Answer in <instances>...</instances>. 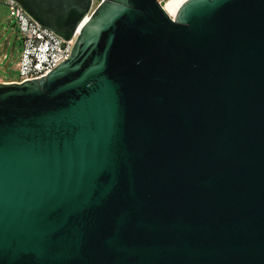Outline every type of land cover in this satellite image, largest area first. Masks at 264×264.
Segmentation results:
<instances>
[{"label": "water", "instance_id": "water-1", "mask_svg": "<svg viewBox=\"0 0 264 264\" xmlns=\"http://www.w3.org/2000/svg\"><path fill=\"white\" fill-rule=\"evenodd\" d=\"M68 42L0 83V264H264V0H5Z\"/></svg>", "mask_w": 264, "mask_h": 264}, {"label": "built area", "instance_id": "built-area-1", "mask_svg": "<svg viewBox=\"0 0 264 264\" xmlns=\"http://www.w3.org/2000/svg\"><path fill=\"white\" fill-rule=\"evenodd\" d=\"M165 1L157 0L160 5ZM5 3L11 19L18 27L22 51L16 65L18 79L10 82L0 81L3 84H21L25 81L38 80L67 60L82 27L89 20L92 12L91 10L80 22L72 38L64 42L63 39L35 23L14 2L5 1Z\"/></svg>", "mask_w": 264, "mask_h": 264}, {"label": "rangeland", "instance_id": "rangeland-1", "mask_svg": "<svg viewBox=\"0 0 264 264\" xmlns=\"http://www.w3.org/2000/svg\"><path fill=\"white\" fill-rule=\"evenodd\" d=\"M97 4V0H94V7ZM19 39L18 27L9 15L5 0H0V81L2 82L18 79L16 65L22 51Z\"/></svg>", "mask_w": 264, "mask_h": 264}, {"label": "bare ground", "instance_id": "bare-ground-1", "mask_svg": "<svg viewBox=\"0 0 264 264\" xmlns=\"http://www.w3.org/2000/svg\"><path fill=\"white\" fill-rule=\"evenodd\" d=\"M186 1L187 0H166L161 4V7L171 19H174L177 10Z\"/></svg>", "mask_w": 264, "mask_h": 264}, {"label": "crops", "instance_id": "crops-1", "mask_svg": "<svg viewBox=\"0 0 264 264\" xmlns=\"http://www.w3.org/2000/svg\"><path fill=\"white\" fill-rule=\"evenodd\" d=\"M7 6V5H6Z\"/></svg>", "mask_w": 264, "mask_h": 264}, {"label": "trees", "instance_id": "trees-1", "mask_svg": "<svg viewBox=\"0 0 264 264\" xmlns=\"http://www.w3.org/2000/svg\"><path fill=\"white\" fill-rule=\"evenodd\" d=\"M10 82V81H9Z\"/></svg>", "mask_w": 264, "mask_h": 264}]
</instances>
